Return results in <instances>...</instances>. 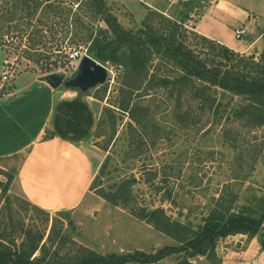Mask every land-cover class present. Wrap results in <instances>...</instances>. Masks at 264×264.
Masks as SVG:
<instances>
[{
  "label": "rangeland",
  "instance_id": "obj_1",
  "mask_svg": "<svg viewBox=\"0 0 264 264\" xmlns=\"http://www.w3.org/2000/svg\"><path fill=\"white\" fill-rule=\"evenodd\" d=\"M4 1L0 0V8L7 5ZM51 1L53 5L45 2L34 17H40L41 22L46 24L43 43L37 47L43 53L50 51L49 60H55V63L47 69L45 63L37 62L31 50L25 51L28 50L26 35L22 39L10 35L8 41L0 45L2 91H11L16 77L22 74H63L65 79L72 78L77 63H69L65 52L74 47L82 52L86 49V54L94 59L87 53L92 39L102 34L113 38L102 21L107 13L115 17L122 28L132 32L146 24L161 29L168 18L151 10L144 11L140 16L136 0H102L105 13L98 11L93 0ZM159 1L166 3L165 0ZM209 1L197 0L193 4L201 5ZM66 17L67 22L64 21ZM171 20L182 22L187 31L185 42L200 56L215 54L216 51L204 47L186 19ZM65 29H70L63 42L67 43L66 47L56 52L53 50L55 43L64 37ZM235 40L243 43L242 40ZM163 49L156 51L150 47L155 63L165 61ZM215 59L222 60L219 56ZM99 63L107 68L106 78L87 93L98 101L97 121L102 117V124L98 130L95 126L85 147L92 167V181L96 178V183L75 207L46 211L27 199L15 174L6 175L0 171L1 251H19L25 229L43 234V242H47L46 257H52L53 252L59 256L73 253L78 246L106 255L139 251L149 254L164 246L178 245L177 241L150 224L133 217L127 209L101 197L102 194H110L125 179L131 181L134 204L148 209L162 207L168 215L189 222L193 228L202 223L201 218L208 215L220 196L231 202L233 210L247 214L258 210L256 201L264 195V126L241 128L234 120L233 109L245 102L243 96L216 88L214 95L218 107L214 111L199 109L187 95L182 99V108L176 112L168 90L161 89L134 98L144 107L136 112L140 120L138 127L129 118L128 112L117 108L121 69L110 62ZM160 66L162 71L170 67L163 63ZM163 72L170 76L176 74L174 69L173 72ZM103 108L109 111L102 116ZM235 235L216 242L215 258L189 257L179 253L157 262L129 261L126 264H235L233 257L232 261L223 263L222 252L229 247L245 248L254 236L262 245L264 222L253 236ZM39 254L36 251L34 256ZM261 261L263 264L264 259Z\"/></svg>",
  "mask_w": 264,
  "mask_h": 264
},
{
  "label": "trees",
  "instance_id": "obj_2",
  "mask_svg": "<svg viewBox=\"0 0 264 264\" xmlns=\"http://www.w3.org/2000/svg\"><path fill=\"white\" fill-rule=\"evenodd\" d=\"M93 1L99 12H107L103 8L102 0ZM194 1L197 0L182 1L181 5L188 10L193 6H200L193 4ZM200 1L203 0H198ZM45 2L53 5L51 0H5L4 3L7 5L0 8V45H4L10 35L21 39L26 35L28 50L25 51L31 50L37 62L45 63L46 68L49 69L48 66L55 63V60H49L51 52H40L37 47L43 43L46 24L41 22L40 17H34ZM181 17L188 19V12H182ZM165 20L166 23L161 29L146 24L143 28L132 32L122 28L116 18L109 13L103 18L102 21L109 28L113 38H107L103 34L101 37L93 38L87 53L98 62H110L121 69L117 108L128 112L129 118L140 127L136 112L143 110L144 107L134 98L167 89L168 96L173 99V109L177 110L176 112L182 108V99L187 95L191 96L199 109L214 111L218 107L214 95L218 88L244 97L245 102L233 109L234 120L239 122L241 128L264 126V32L263 47L257 57L254 54L244 56L223 44L195 34L205 48L216 51L212 56L205 54L202 57L185 42L187 31L182 27V22L170 18ZM64 21L67 22V17ZM69 31L70 29H65L61 41L57 39L54 51L61 52L66 47L67 43L63 42ZM150 47H154L156 51L164 48L165 61L155 63ZM215 56H219L222 60H216ZM162 63L170 66L163 71L173 72L174 69L176 74L173 76L164 74L160 68ZM46 76H41L40 79L46 81ZM77 91L86 94L88 90ZM107 111H109L107 108H103L102 116ZM101 124L102 117L96 122L97 130ZM0 171L10 175L4 170L0 169ZM96 181V178L91 180L89 188ZM131 187V181L125 179L114 191L110 194H102L101 197L127 209L133 217L150 224L155 230L177 241L178 245L164 246L149 254L139 251L132 254L106 255L78 246L73 253L66 252L59 256L53 252L52 257H46L47 242H43V234L25 229L21 236L19 251L0 250V264H126L129 261L151 263L179 253L187 254L189 257L206 256L211 259L215 258V246L220 238L235 234L253 236L263 227L264 195L257 199L258 210L254 214L233 210L231 202H226L220 196L208 215L201 218L202 223L193 228L189 222L185 223L168 215L162 207L148 209L146 206L134 204ZM36 251L40 252L37 257L34 256Z\"/></svg>",
  "mask_w": 264,
  "mask_h": 264
},
{
  "label": "crops",
  "instance_id": "obj_3",
  "mask_svg": "<svg viewBox=\"0 0 264 264\" xmlns=\"http://www.w3.org/2000/svg\"><path fill=\"white\" fill-rule=\"evenodd\" d=\"M165 1L136 0V5L140 16L151 10L177 19L188 12L186 20L197 34L239 53L260 54L264 0H211L189 10L181 5L187 0ZM236 28L244 30L243 43L233 36ZM40 78L17 76L7 93L0 86V169L16 175L21 191L37 207L68 210L83 199L92 180L85 147L100 108L92 95L62 85L53 88ZM222 253L223 263L233 257L235 264H261L264 242L260 245L254 236L245 248Z\"/></svg>",
  "mask_w": 264,
  "mask_h": 264
},
{
  "label": "water",
  "instance_id": "obj_4",
  "mask_svg": "<svg viewBox=\"0 0 264 264\" xmlns=\"http://www.w3.org/2000/svg\"><path fill=\"white\" fill-rule=\"evenodd\" d=\"M107 75V68L101 63L84 55L77 63V70L72 78L65 79L63 74L47 75L46 81L50 87L63 85L82 92L103 83Z\"/></svg>",
  "mask_w": 264,
  "mask_h": 264
},
{
  "label": "built area",
  "instance_id": "obj_5",
  "mask_svg": "<svg viewBox=\"0 0 264 264\" xmlns=\"http://www.w3.org/2000/svg\"><path fill=\"white\" fill-rule=\"evenodd\" d=\"M244 36V30L242 28H236L234 30V37L236 39H240ZM87 55L86 54V49L84 52L81 51V49L79 48H70L68 50V52H65V59L69 62H76L78 63V61L84 56Z\"/></svg>",
  "mask_w": 264,
  "mask_h": 264
}]
</instances>
